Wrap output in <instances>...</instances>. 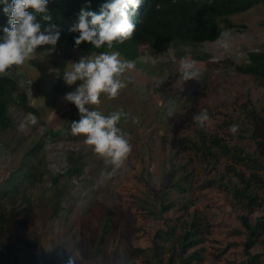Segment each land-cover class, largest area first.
I'll return each instance as SVG.
<instances>
[{
  "label": "rangeland",
  "instance_id": "obj_1",
  "mask_svg": "<svg viewBox=\"0 0 264 264\" xmlns=\"http://www.w3.org/2000/svg\"><path fill=\"white\" fill-rule=\"evenodd\" d=\"M230 19L236 30L231 31L228 47L216 40L180 49L169 46L157 54L145 48L133 61L135 69L125 74L127 87L115 99L102 95L100 105L90 106L105 115L121 109L129 114L118 127L130 136L133 150L114 176H109L112 166L95 155L82 136L72 135L70 124L79 119L78 110L63 99L80 83L65 84L67 62L99 53L44 45L37 48L36 59L7 70L20 80L40 113L11 107L15 126L0 136V182L19 165L25 148L44 134L46 141L40 154L47 174L32 189L38 200L28 212L17 209L19 224L5 236L19 239L25 264H120L134 247L151 244L167 215L181 212L188 218L194 210L212 220L204 264H239L245 258L247 228L241 216L264 222V204L249 210L231 189L241 184L233 167L247 174L250 169L214 139L264 156V123L253 129L246 108L251 102L264 112V82L237 74L225 63L244 61L250 50L264 51V4ZM181 58L196 62L198 81L179 80ZM59 78L60 89L54 91ZM200 109H207L211 117L205 129L192 120ZM133 117L139 118L138 124L132 123ZM234 123L239 125L235 136L228 131ZM50 129L66 131L52 137L46 133ZM72 150L85 156L83 172L55 185L53 177L65 169ZM59 188L64 190L62 210L55 215L53 192ZM106 221L112 227L99 244ZM251 251L259 253L264 264V229Z\"/></svg>",
  "mask_w": 264,
  "mask_h": 264
},
{
  "label": "trees",
  "instance_id": "obj_2",
  "mask_svg": "<svg viewBox=\"0 0 264 264\" xmlns=\"http://www.w3.org/2000/svg\"><path fill=\"white\" fill-rule=\"evenodd\" d=\"M105 2L106 0H49L48 9L53 17L52 22L60 31V39L56 46L76 47L74 37L79 33L70 32L69 28L78 20L80 10L87 8L99 12L100 6ZM261 4H264V0H141L136 15L131 17L132 22L136 24L133 37L123 44H115L112 50L119 51L126 60L135 61L145 48L157 54L165 52L169 46L180 49L183 46L214 42L219 33L236 30V24L230 19L231 15L248 11ZM5 26H8V17L4 15L3 5L0 4V35H3L2 29ZM78 48L85 52L110 51L106 45L94 49L87 42L81 43ZM225 63L237 74L248 75L264 82L263 50L248 51L246 59L242 62L230 59ZM60 79L55 81L54 91L60 89ZM248 103H250V106L246 107L248 117L254 129L264 123V112L251 102ZM14 105L23 112L40 113V109L29 101L16 76L9 73L0 74V136L10 132L15 126L11 112V107ZM65 131L50 129L46 133L58 137ZM44 135L24 149L19 165L0 182V264H11L12 261L14 264H25L23 256L25 252L18 242L19 239H5V236L12 235V227L19 224L15 217L17 209L28 212L38 200L32 189L43 182L47 174L46 162L40 154L45 150ZM219 139H214V142L226 154H232L243 160L250 169L247 174L233 167L241 184L232 186L231 189L241 197L249 210L263 205L264 156L245 152L241 146L220 143ZM6 145L9 146L7 143ZM84 157L81 152L70 151L66 156L65 169L53 177V183L56 185L61 179H73L81 175L86 164ZM174 174L175 169H172L169 176L172 177ZM63 195L64 190L61 188L53 192L55 215H59L62 210ZM241 220L247 228V238L244 242L245 258L239 264H262L260 254L252 252L251 248L263 233L264 222L262 218H258L252 223L247 215L241 216ZM109 227H112V224L106 221L99 244L104 240ZM211 227V216L205 213L200 215L198 210L189 213L188 218H185V215L183 217L181 212L169 214L164 219L163 225L155 231L151 244L147 247H134L120 264H204L205 243L211 234ZM94 255H97L96 250Z\"/></svg>",
  "mask_w": 264,
  "mask_h": 264
},
{
  "label": "clouds",
  "instance_id": "obj_3",
  "mask_svg": "<svg viewBox=\"0 0 264 264\" xmlns=\"http://www.w3.org/2000/svg\"><path fill=\"white\" fill-rule=\"evenodd\" d=\"M0 4L8 17V26L3 27V35H0V74L6 73L14 65L36 59L39 46L55 48L60 31L52 22L49 0H0ZM140 5L141 0H106L99 12L82 8L78 20L69 28L70 32L79 33L74 37L77 48L87 42L94 49L106 45L110 50L82 56L76 62L69 61L63 72L67 86L80 82L63 97L66 102L74 104L79 112V119L70 124L71 133L82 136L84 144L112 166L109 176L116 175L124 168L133 150L130 136L118 127L121 119H128L129 114L121 109L105 115L98 108L90 106L100 105L102 95L109 100L115 99L127 87L125 74L135 69V63L122 58L119 51L112 49L115 44H123L133 37L136 24L131 17L136 15ZM231 35V30H225L219 33L217 40L228 47ZM178 73L179 80L183 82L192 79L198 81L201 75L196 62L187 58L180 59ZM131 119L133 124L139 123L138 117ZM192 120L199 128L205 129L211 117L207 109H200ZM228 131L235 136L239 132V125H230Z\"/></svg>",
  "mask_w": 264,
  "mask_h": 264
}]
</instances>
